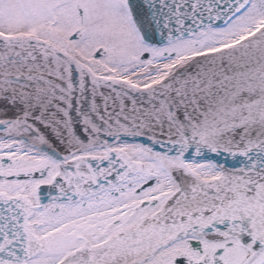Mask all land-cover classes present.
<instances>
[{
    "label": "snow or ice",
    "instance_id": "snow-or-ice-1",
    "mask_svg": "<svg viewBox=\"0 0 264 264\" xmlns=\"http://www.w3.org/2000/svg\"><path fill=\"white\" fill-rule=\"evenodd\" d=\"M0 264H264V0H0Z\"/></svg>",
    "mask_w": 264,
    "mask_h": 264
}]
</instances>
